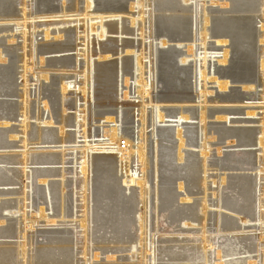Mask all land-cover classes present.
Returning <instances> with one entry per match:
<instances>
[{"label":"rangeland","instance_id":"1","mask_svg":"<svg viewBox=\"0 0 264 264\" xmlns=\"http://www.w3.org/2000/svg\"><path fill=\"white\" fill-rule=\"evenodd\" d=\"M72 1L75 3L76 0H72ZM78 1H79V11L80 12L75 13V11L70 10L67 12V14L65 16H64V14H62V12H63V6H62L63 0H21V1H18V3L16 2L13 4L10 3L9 0H4L3 1L4 3L3 2L1 3V4H3V6H5V7H3L4 9H6V7H7V9L10 11L12 8V10H15V13H16L15 14L16 17H12V16L0 17V51H3V50H4V52L8 51V53H9L8 55H11V56H6L5 61H3L2 60L3 58L0 56V67L4 68V67H10V66H12V64L15 65L16 71H15V77H13V79H12L13 80L12 83H13V86L15 88L14 91L16 92V96L12 97V98L0 97V100H12L13 101L12 104L16 110L13 111L12 120L9 121L10 122L9 125L8 126H3V125L0 126V132L3 134L6 133V136H3L0 140V157L4 161L5 160H6V162L8 161L7 163H4V164L0 163V170L3 174H6V176L10 180L8 182H4L5 184L7 183L10 185H4V186L0 185V193H3V192L8 193L10 191L14 192V194H9V195L4 194L5 196L3 194L0 195V202L1 203L9 202V204L11 206L15 207L16 209H13V214L8 213V212L0 213V215L7 217L5 224L2 226L0 231H2V229L13 226L16 228V234L14 235V237H10V236L0 237V247H9V245H12V244H14V246H16L19 242L20 243L26 242L27 244H29L30 242L31 243L34 242L35 245L32 246V250H31V247L28 246V251L31 250L32 252L28 253L26 259L22 258L21 261H18V263L16 262V264H30V263H32V262H30L32 260H30V258H28V257L33 256V254L35 255L34 252H37L35 250L36 249L35 246L37 245V243L39 242L41 245H42V243L43 244L45 243V245H46V241H45L46 237H57L58 236V235L51 234V232L52 233L55 231H56L55 233L64 232V234H63L64 236H62V235L61 236L65 239L66 238L71 239L72 241H74L73 240L74 237H78L79 239L83 238V235L81 234V232H82L81 229L78 228V230H77L76 224L75 223L73 224V222H72V217H76V216L82 217L83 216L82 214L84 212V209L82 208L84 203L82 202L80 190H77L76 188L78 186L76 187V184H74V181L76 183L78 180L82 179V176L79 173L80 170L78 169L79 166L74 164L75 159L76 160L77 159L84 160V157H83L84 154H82L83 155L82 156L80 154V151H79V155L76 157V152L71 151L72 149L71 150L69 149L65 152V157H66L65 158V163H66L65 165L66 166H64L62 164H55V165L50 164V167H49L48 166L49 164L44 165V166L32 164V165H28V169L26 170L27 172L28 171L31 172V170L33 172V170L36 171V169H45V168L56 169V170H62V169L66 170V178H67L66 181L69 184V187L66 190L68 197H66V200H67L66 210L67 211H66V219L65 220L59 219L57 217V214L55 213V211H52L50 205L48 207L45 205V199H43L42 192L39 190L40 189L39 188L40 183L37 182L35 174H34L33 179L23 183V180H24L22 178L23 177V171H24L23 163H25V161H27V159L25 161H23L24 157H22V156L24 153H27V151L28 152H30V151L36 152L38 154H42V153L44 154V152H48V150H50L51 152L60 151L61 144H58V145H56V144H44V145L41 144V145H39L38 144L37 145L38 141L36 139V137H37L36 131L38 130L39 127H43L44 129L47 128L51 131L55 130L58 127L57 123H54L52 126H48L49 128L44 126V123L47 121V119H49V117H52L53 122H56L55 116H57L58 114H60L61 116L62 115H65V116H69V115L71 116L72 115V116H77V117H79V116L83 117L85 111L86 112L92 111L91 114L93 113V111H95L94 110L95 104L98 103V100L96 98L93 99L94 98L93 97L94 96V89H92V93L90 95L91 96L90 98H92V100L89 98L85 99V96L82 93L83 83H84V78H85L84 77L85 76L84 75L85 59L90 57L91 61L94 62L96 65H103V64H106V62L108 64V62L116 61L121 57L127 59L128 57H130V55L127 56L126 54H124L125 52H122L123 55H122V53L120 54L122 56H120V55H113V56L108 55L107 59L100 60V57H99L100 53L98 54V51L101 52V49L106 47L110 43L111 40H116L117 42H118V40H120L118 43V44L121 43L119 45V48L122 47L123 43H125V42L131 43V41H132V46H134L133 47L134 49H132V50L133 51L134 50H136V51L137 50H139V51L144 50L145 54H149L150 44H152V46L155 47V48L153 47V50L154 49L155 50H154V58H152V60L153 61L156 60L155 61V77L156 78L154 81V83H155L154 89L155 90L151 91V97H152L151 99L155 100V102L158 100L163 101L164 99H166L164 101L165 103L164 102L160 103V105H161V107H163L162 112L167 117H175V116H177L178 113H180L179 112L180 110L184 109V111L186 112L185 114H187V115L189 114L190 117L192 118L190 120V124L183 125V130L185 129L183 131L185 135H183V136L185 137L187 135V137H185L186 138L185 141L186 142L188 141L186 143L187 146L185 147L184 150L186 151V155L188 156V158L186 157L185 160L182 161V163H180L176 159L177 158L176 155H177V151H178V149H177L178 148V141L176 139V133L175 134L174 133H167L168 135L165 133V134H163V135H165L164 137L163 136H156L155 137L156 142L160 139L161 145L163 144V149H162V146H161V148H157V144L154 143V145L156 147L155 150L157 152H159V151L161 152L162 150H164V152L162 154H160V158H159L160 159L159 164L160 165L163 164V166L162 165L159 166L161 168V169L159 168V171H160L159 180L161 181L159 183V185L156 184L157 182L154 179V177H156V174L154 175V172H153L154 169L153 170L150 169L146 173V177H148V180L151 182L153 181L155 183V185L158 187H156L157 188L156 191H151V193H149L150 194L149 197L146 198V213H147V217H148L147 231L148 232L144 237V239H146V240L144 241V246H143V248H144L143 250H145V253H146L145 254L146 258H144L141 261V263H143V264L154 263V261H152L153 258H151V255H150V247H146L147 245L148 246L150 245V242H152V240H154V242L156 243V251L157 250L159 251V252H156L158 255V256L156 255L157 256L156 259H158L156 261V263H161V259H164L165 262H168L170 258L167 256V254H172L173 256L175 255V259H179L177 261H180V258L182 257L181 259H183L184 261H186V260L189 262L193 261V262H196L197 264H199V263L202 264V262L205 261V259H206L205 257L208 256L207 260L209 259V257H211V259H209L208 261L210 264H213L216 261V259H215L216 253L215 252L219 251V252H222L221 255L224 258L223 261L236 259L239 261V263L242 264V263H244V261L246 262V261L251 260V259H256L255 261H258V264H262L264 262V249L261 247V245H260L261 240H259V239L264 236V232H262L261 230H258L259 228L262 227L260 225L259 221H257L259 224L255 221L248 223L246 228L243 229V230L248 231V233L245 231L242 233L239 232L238 234L237 233H235V234L231 233L230 234L229 231H225V230H222L220 228L218 229V227H216V226H218V224L214 220L215 217L219 213H221L226 220L229 218H232L235 220L240 218V215L235 213L234 211H231V210L226 209V208L220 209L219 207L222 206L221 200L224 201V203H225V201L226 202L232 201L233 203L234 202H241V204L245 203L242 205H245L246 208L248 207L249 216L251 217V218L250 217H248V218L252 219V220H256L257 215L260 212L264 211L263 207L262 208H259V207L256 208L254 206V203L256 205V198L258 199V202H259V199H262L264 201V180H263L264 174L260 173V171L263 170V167L261 166V161L259 159V157H262L263 154L261 151L262 149H261V147H259L258 141L256 139H250V140L246 139L247 144L245 142H243V140L236 139V140H234L235 142L231 145L227 144V141L224 142V140L220 142V141H217L215 139H209V141H210L209 142L210 153H209V157H208V159H209L208 160L209 171H208V174L206 176V178L208 180L207 181L208 187H207V193L206 194L208 195L207 200H208V205L210 207L209 208L210 213L208 215V219L206 222L207 227L205 228V230L207 229L206 230L207 233L205 232V235H207V236H205V240H202L200 238V236L203 234V230H202V232H199L195 235H188L186 233L189 230L192 231L191 227H189V229H188V227L186 228V227H184V225H181L183 222L181 220V218L183 217V219H184V217L186 215H188V216L191 215L187 209H190L194 206H196L194 208H197L198 204L202 203L201 202L202 198L205 196L204 191L201 188L200 189L195 188L192 183H191L192 185L190 184L189 186L186 184L183 191H180L179 187H178V182H176L175 180H173V181L169 180V178L172 176V174H173L172 172L174 170L177 171L176 173L179 172L178 174H180V175L181 174L182 175L187 174L188 169H189L188 165H190L192 163L198 164L199 162H201V159H202L201 154H200V152H201V148H200V146H201L200 125L201 124L199 122V116H200L199 104H200V102L205 103V105H203V106L207 107V111L211 114L207 119L208 128L209 129L211 128L210 129L211 131L217 130V131H220L222 133L223 132H226V133H229V132L233 133L234 132L237 134H240V133L246 134L248 131H254L255 130L257 132L258 129L261 130L262 123L264 122V106H263L264 105L263 104L264 81L262 79L261 70L259 69L260 68V64H259L260 62L259 61L261 60V57H262L261 52L264 50V48H262V45L259 42V35L261 34V20L263 17V12H262L261 7L264 6V0H254L253 5H251L250 3L245 5L246 1H244V0H221V1H219V3H216L214 5H212L210 3L211 0H199V1H206L207 2L208 12H209V16L211 18V23L209 25L211 31H210V38L208 40L207 49H208L209 53L216 54V56L209 63V66H210L209 72H211L209 74V77H210V75H212L213 77L211 76L210 78H217V82L212 81V80L211 81L208 80L207 83H201L200 79L198 78V72H196V68H195V67H198V65H199L197 63L198 59H196L197 60L196 61L192 57H189L191 62L187 63L186 65H182L180 63V60H179L181 57H178V58L175 57L172 64L174 65L175 70H179L182 73V76H181L182 79L180 80L179 86H177L175 84L176 87L174 89L171 88V86L169 85V82L162 79L164 70H166V69H164L162 64L159 65V61H160L159 59L161 57L160 56L161 54H163V53L168 54V52H170L171 50L177 51V53H178V51L182 52V51L186 50V51H189V56H190V53H192V51L190 49L193 48L192 46L194 45V43H192L190 40L194 38L193 32L196 31V29H195L196 28V25H195L196 24V21H195L196 18H194L195 19L194 20L191 17V15H189L190 12L188 14H186V15H188V17L185 15L188 20H186V18H185L184 19L185 22L183 23L182 19L178 18V20H177V17L175 15L171 14L170 12L164 13V14H167V16L164 14L160 15L158 3H157V1H160V0H150L148 2H145L146 5H149L144 10L147 13L144 16L145 21H143L145 24L143 22H140V25L136 26V28H135V27H132L130 24V19H129L130 17L128 15V13H130V11L128 9L129 4L127 3L126 4L127 6H124V7L122 6V8H124L125 10L127 9L128 13L124 14L123 15V21H121V20L120 21L123 23V25L125 24L124 25L125 27L133 30L132 34H122L121 35V34L110 33L105 38L98 40V37H96L97 34H94V33L91 34V33H89V31L87 34L86 27H87V25L89 27L90 23L88 24L86 22L87 19H85V17H84L85 0H78ZM94 1H95V7L93 9L98 8V7H99V9L103 8L101 6L110 8L113 6L121 5L123 3L122 0H94ZM124 1L126 2V0H124ZM172 1L173 0H171V2ZM179 1H182V0H179ZM213 1H215V0H213ZM233 1H238V2L241 1V2L236 3V4H239V5H237V8H233L235 5L233 3ZM243 1L245 2V4L242 3ZM112 2H115V3H112ZM22 3H23V5H27V17H26L27 21H25V22L22 21L25 18L23 16V13L21 12L22 6H23ZM232 4H234V5H232ZM75 5H76V3H75ZM182 6H183V8L192 9L194 6V2H190L188 4L182 3ZM238 6H239V8H238ZM234 9H236V10H234ZM188 11H190V10H188ZM134 15L135 16L139 15L138 8H136V10L134 11ZM150 15H152L151 19H153L152 20L153 25L151 24L152 26H150V21H149ZM170 15H172V16H170ZM173 18L175 20H173ZM171 20H173V22L174 21L181 22L180 23L181 26H176L177 24L175 25V23L171 22ZM17 21H20V22L17 23ZM109 21L112 22L114 20H107L106 23H110ZM120 21L115 20L116 23H118ZM199 21H200V23H202L201 20H199ZM93 23L99 24L100 22L95 21ZM163 23H164V25H163ZM167 23L170 24L171 27L168 26ZM17 24H20L21 27L23 25L24 26L22 28H20V27L18 28ZM34 26L36 27V29L33 30L32 28ZM24 27H26V28L24 29ZM150 27L151 28L153 27L151 29V31H153V35L150 34V31H149ZM189 27H191V28H189ZM164 29L168 30V31L170 30L169 31L170 32V38L166 37L165 34L163 35V33H165ZM46 30L49 31V33H50L49 38L45 37ZM172 32H173V34H172ZM179 32H180V34H179ZM219 32H223L225 34H228V33L234 34V35H232L233 38L223 39V40L227 41L228 45L226 44V47L225 46H223V47L218 46V44H217V41L220 40L218 38ZM67 33H72V35L74 36V40H75L74 45L72 46V49L70 51H67V52H54L53 51V52H50V53L45 54V55L38 54V51H40L44 45L55 46L58 43L66 41L67 37H65V36ZM25 34H26V36H25ZM91 35H93V36H91ZM32 38H33V40H32ZM90 38H92V39H90ZM121 38H122V40H121ZM161 39H166L168 41V44L166 45L165 48L160 46V40ZM26 40H27V42H26ZM88 41H90V42H88ZM179 44H181V46H179ZM195 45L198 46L199 44H195ZM25 46H27V48H25ZM30 48H32L33 51H34V48L37 49V57L34 59H31V57H30V53H29ZM225 49L229 51L228 61L226 63H220V61L223 60L222 54H223ZM193 50H196V47L193 48ZM120 51H121V49H120ZM88 52L90 55H88ZM155 53H156V55H155ZM195 53H196V51H195ZM102 56L105 57L106 55H102ZM68 58L77 59L79 61V64H78L79 66L77 65L78 67L73 66L71 68H60V67L48 66L49 65L48 63L52 60L53 61L54 60H64V59H68ZM116 58H118V59H116ZM25 59H26V61H25ZM41 59L45 60L43 65L40 63ZM96 61H98V62H96ZM24 63H26L28 65L27 66V75H26V78H27L26 81L28 80L27 81L28 82V84H27L28 95L25 97V99L23 96V78H22V73L24 72L23 71ZM31 68H32V70H31ZM183 69H188V72L183 73V71H181ZM193 70H194V72H193ZM44 72H45V74H44ZM40 73H43L44 76L46 75L48 77V80L45 79L46 80L45 81L44 78H42L41 81L39 78H38L39 79L38 80L37 77L40 75ZM247 76H248V78H247ZM222 77H229V78L224 79ZM147 78H148V75H147ZM243 78H247L248 80H252L253 83H251V85H253L254 89L248 91V90L244 89L245 87H248V86H245V84H243L242 82L235 81L237 79L240 80ZM190 79H192V80H190ZM219 81L220 82L221 81H223V82L228 81L229 82L228 86H218L217 83ZM65 83H66V85L68 84L67 85L68 91L65 93V97L67 98L66 99L67 102L64 101L66 106L64 107L63 110H65L66 112L63 114L62 113V107H60L58 109V105H59L58 102L60 101V103H62L61 86H62V84H65ZM131 83L133 84L134 82L131 80ZM55 86H57V87H55ZM179 87L181 89H179ZM202 88H206L207 91L210 93V94L208 93L207 99H205V100L199 99V97H200L199 94L201 92L200 90ZM134 92H135V88H134V86H132L130 88V92L128 91L129 98L118 99V103H119L118 106H122L123 104L128 105V104L142 103L143 101L140 99H137ZM20 94H22L23 98L19 97ZM92 94H93V96H92ZM175 95L178 97H175ZM144 96L146 97L145 98L146 100L150 99V98H147V94H145ZM59 98H60V100H58ZM170 98L172 99V101H176V102H169V103L167 102L166 103V101L171 100ZM72 100H74V101H72ZM89 100H90V102H89ZM146 100L144 102L147 104ZM181 101H183V102H181ZM23 102L26 103V107L29 111L27 122L29 123V126H30L29 127L30 133H29L28 139H27L28 145H26L27 146L26 148H25L24 142H23L27 138L24 135V127H23L24 125L22 124L23 123V117H20V112L18 111L19 108L24 107ZM45 103H47L49 105V108H50V109H48L49 110L48 113L46 112V109H45ZM70 103L72 105H70ZM89 107H90V110H88ZM86 108H87V110H86ZM167 108H168V111H167ZM150 109L151 108L149 106L148 107L149 119H150ZM126 110H128V109H126ZM221 111L226 112V113L224 115H219L216 113V112H221ZM137 114L138 113L136 112V118H137ZM249 114H253V116L249 115ZM128 116L130 117V119H128ZM221 116H223V117L226 116L228 118H227V120L226 119L225 120H218V117H221ZM131 117H133L131 114L124 116L123 124H122L123 126L121 127L123 131L124 130L126 131V132L124 131V133H125V135H123L124 137L122 136L120 138V139H122L121 144L124 141L126 142V148H123V145H122L123 150L127 149V147H128V139L125 137H127L128 135L131 136V134H132L131 137L135 142H136L135 139H138V127H137L138 124L136 123L135 117H133V118H131ZM169 119H171V118H169ZM169 119L166 118V120H169ZM0 123H1V121H0ZM128 123L130 125H132V124L133 125L130 126ZM91 124H92V122H91ZM97 125L98 124H95L96 127H97ZM92 126H94V125L92 124ZM133 126H134V128H133ZM147 126H150V124ZM52 127H53V129H52ZM107 127L110 128L111 126H107ZM127 129L130 131L128 132ZM133 129H134V131L131 132V130H133ZM190 129H192L193 131ZM243 129H244V131H246V130L247 131L244 133ZM65 130L67 132L78 131L74 127H66ZM92 130H97V129H92ZM260 130H258V131H260ZM9 131H12L14 133L7 135V132H9ZM88 131H89V127H88ZM151 131H152L151 127L147 128V130H146V133H147V136L149 139L148 148H149L150 155L153 152V149H152L153 146H151L152 145ZM235 131H237V132H235ZM133 132H134V134H133ZM256 134H258V132ZM10 135L11 136L14 135V136H16V138L11 139L9 137ZM133 135H135L134 137H136V138H134ZM173 135H175V137ZM210 135L211 134L209 133L208 137H211ZM255 136L257 138L260 137L257 135H255ZM192 138H194L195 141ZM96 139H98V138H96ZM89 140L91 141V140H93V138L92 139L90 138ZM50 141H52V140H49V142ZM79 141H83V139L82 138L78 139V142ZM241 141H242V144H241ZM248 141H249V143H248ZM167 144H170V145H167ZM67 145H66V147H67ZM165 145H166L167 149L165 148ZM69 146L67 148H72L74 145L72 144L70 147ZM150 146H151V148H150ZM174 146H175V148H174ZM56 147L57 148L59 147V148L57 149ZM172 147H173V150H175V149H177V150H175V152H174L172 150ZM44 148H48V149H44ZM218 148H221V152H222L221 155L217 154ZM175 153H176V155H174ZM246 153H251L250 158L252 159V162L250 163V165L249 164H244L245 166L241 165V167H243V168H241L240 164H242V163H240V162L242 159H244V157H245L244 154H246ZM163 154L165 156L173 157V158L169 159L166 157V159H164L165 156ZM166 154H168V155H166ZM50 156H52V155L50 154ZM151 157H152V155H151ZM246 157H247V155H246ZM27 158H28V164H31V162H29L30 158L29 157H27ZM10 159H12V160H10ZM193 161H195V162H193ZM168 162H170V163H168ZM258 163H259V165H258ZM235 165H237L236 166L237 168H233V167H235ZM62 166L64 168H62ZM181 166H182V168H181ZM6 168L10 169L12 171H15L14 172L15 175L13 172L11 173V172L6 171ZM190 168H192V167H190ZM131 169H132L133 174L139 175L140 174L139 169H142V165L137 163L136 161H134V163L131 166ZM176 169H178V170H176ZM182 169H184V170H182ZM76 173H78L79 175L77 176ZM95 176L96 175H94V178H92V180L95 179ZM166 176L167 177L169 176V177L167 178ZM128 177H130V175H128ZM139 177L140 176H134L133 178L136 180V179H139ZM223 177L226 178V183H225V185L220 186V183H218L220 180L219 178H223ZM238 177L239 178L245 177V179L247 180V183L250 184V187H253L252 190L249 191L250 193L248 192V194H245L244 191L239 193V191H240L239 189L234 190L235 188H233V186L231 187L233 180L234 179L236 180V178H238ZM162 178H164V179H162ZM60 179L61 178H59V177H53V178H50L49 181H51V183H56V182L60 181ZM250 179H252V180H250ZM213 181H216L218 184L216 186H215V184L211 185ZM93 182H94V184H93ZM128 182H129V180H128ZM183 182H185V181H183ZM171 183H173V184L171 185ZM25 184L29 185V189H25ZM92 184H93V187H91V189H93V191L91 190V193H92L91 200L93 199V196L95 193V181L94 180L92 181L91 185ZM122 184H123V186L125 185L124 186L125 192H123V194L125 196H130L132 193L136 197L138 196L139 192L137 191L135 185H133V184L131 185V187H132V190H131L132 193H131V191L126 190L129 187L128 186L126 187V184H124V183H122ZM71 185H72V187H71ZM123 186L120 185V187H123ZM166 187H168L167 190H170V189L173 190V195L175 196V199H176L175 202H173V203L170 202V204H169V202L167 203V201H169V200H167L163 196V194H161L163 189L166 190L165 189ZM153 188H155V187H153ZM262 190H263V192H262ZM235 192H238V193H235ZM243 192H244V194H243ZM25 194L28 197L25 196ZM188 194L193 195V196L192 195L190 196L191 197L190 199L192 201H190L188 203L186 202V203L181 204L180 199L183 198L184 196L188 195ZM76 195H78V197ZM240 195H241V197H240ZM244 195H246L247 198H249L251 201H249V200H247L248 202L240 201V200H242V197H246ZM158 196L160 197V201H158V199H159ZM238 196H239V198H237ZM25 199H26V201H25ZM49 199H50V197H49ZM76 200H78L79 202H76ZM68 201H70V202H68ZM49 203H50V201H49ZM71 205H73V206H71ZM75 206H78L79 208L76 209ZM54 207H56V204ZM73 207H74V209H73ZM40 209H43L44 215H47L48 218L46 220L41 219L40 216L37 215L38 212L40 211ZM197 210H199L198 211L199 215H202L200 213V208H197ZM14 211H16V212H14ZM178 212H180L181 217L176 218L174 214H176ZM256 212H257V215H255ZM24 214H26V217H25L26 221L25 222L23 220ZM225 219L223 222L224 224H225ZM50 220H52L54 222L66 221V223L64 225H60L59 223L50 224L49 222H52ZM19 224H20V226H19ZM239 224H241L240 221H239ZM196 225H197V227H195V225L193 226V228H192L193 230L194 229L200 230V228H202V226H203L202 224L201 225L196 224ZM213 225H214V227H213ZM90 226H91L90 227L91 230L89 233L90 234L92 233L91 238L92 237L98 238L100 235L102 236V234H104V232L102 230H100V228H98L96 226L94 227V225H92V224ZM251 226L252 227L255 226L254 228H256L257 231L255 232V229L252 228ZM198 227H200V228H198ZM232 227L236 228L237 226L233 225ZM19 229L21 230L20 233H18ZM183 229H185L184 230L185 232H183V231L182 232L185 234H182L180 231ZM220 230H222L221 233H220ZM128 231L130 232V233L128 232L130 239H132L131 237H133V239H135V240L138 239V235H139L138 228H134V229L131 228V229H128ZM239 231H242V230L239 229ZM67 233H72V234H67ZM76 233H77V235H76ZM24 235L26 236L25 240L22 238ZM124 241H127L129 243L124 242V245H123V243L120 245V243H116L115 241H111L110 243L105 244L106 245L105 246L104 244H101L102 242L100 240L95 241V239H94V241H92L93 243H91V250L89 251V255L86 258H84L83 254H80V253H82V250H83V246H81L82 250L78 251L79 255H77V256L75 255V258H77V261L75 260V262H76L75 264H84L85 260H88V264H91V263H95V264H107V263L108 264L109 263H111V264L115 263L116 264V263H118V264H120V263H124V262H125V264H127V263L128 264L129 263L138 264V263H140L139 262L141 260L140 256H138L139 258L138 257L132 258L129 256V253H128L129 251L126 250V249H129L130 247H132L134 242H132L130 240H124ZM247 241H249V242H247ZM98 243L100 245H102L103 247H108L109 249L110 248L111 249L105 253L101 249L99 251L97 249L93 250L94 246H96L98 248L102 247ZM80 244H82V242H80ZM95 244H97V245H95ZM113 244H114V246H112ZM125 244H126V246H125ZM41 245H39V246H41ZM108 245H110L112 247H110ZM115 245H116V247H115ZM120 246H122V248H120ZM118 247L120 250L117 249ZM125 247H126V249H125ZM124 249H125V251H124ZM138 249H141V247H138ZM33 250H34V252H33ZM113 250L115 251V254H114ZM117 252H119L118 255H117ZM121 252H122V254H121ZM206 252H207V254L205 255ZM97 253L99 254V256H98V258H95V254H97ZM213 253H215V254H213ZM112 256H113V259L110 260V262H109L107 257H112ZM117 258H119V259H117ZM240 258H241V260H240ZM25 260H27V262H25Z\"/></svg>","mask_w":264,"mask_h":264},{"label":"bare ground","instance_id":"2","mask_svg":"<svg viewBox=\"0 0 264 264\" xmlns=\"http://www.w3.org/2000/svg\"><path fill=\"white\" fill-rule=\"evenodd\" d=\"M3 1L4 0H0V17H4V16L16 17L15 10H12V8H11V10L9 11L7 9V7H6V9L3 8V7H5V6H3V4H1ZM9 1H10V3L13 4L16 2L18 3V1H21V0H9ZM122 1H123V3L125 2L124 0H122ZM148 1H150V0H126V2L124 4L122 3L121 5H118V6H113L110 8L101 6L103 8L99 9V7H98V8L93 9L95 7V1L94 0H85L84 17H85V19H87L86 22L88 24L90 23L89 27H88V25L86 27L87 34H88V31L91 34L92 33L97 34L96 37H98V40L105 38L110 33L121 34V35L122 34H132L133 30L125 27L124 26L125 24L123 25V23L121 22V21H123V15L128 13L127 9L125 10L124 8H122V6L124 7V6H127L126 5L127 3L129 4L128 9H129L130 13H128V15L130 17L129 18L130 24L132 27L136 28V26L140 25V22L145 21L144 16L147 13L144 10L147 6H149V5H146L145 2H148ZM219 1H221V0H215V1L211 0L210 3L212 5H214L216 3H219ZM244 1H246V4ZM244 1L242 3L245 5H247L249 3L251 5H253L254 0H244ZM190 2H194V6L192 9L183 8L182 3L188 4ZM239 2H241V1H239ZM239 2L233 1V3L235 5L232 4V5H234V7L233 6L232 7L237 8V5H239V4H236V3H239ZM75 3L77 6L75 5ZM75 3L72 0H63V4H62L63 12H62V14H64V16H65L67 14V12L70 10L75 11V13L80 12L79 11V1L76 0ZM112 3H115V2H112ZM157 3H158L160 15L164 14L165 12H170L171 14H173L177 17V20H178V18L182 19L183 23L185 22L184 19L186 18V16L188 17V15H186V14H188L189 12H190L189 15H191V17L193 19L196 18V20L194 19L196 21V24H195L196 28L193 26L196 29V31L193 32L194 38L190 40L192 43H194V45L192 47L193 48L196 47V50H193V48L190 49L192 51V53H190V56H189V51H186V50L182 51V52L178 51V53H177V51L171 50L170 52H168V54H165V53L161 54L160 55L161 57L159 59L160 60L159 65L162 64L164 69H166V70H164L162 79L169 82V85L173 89L176 87L175 84L177 86H179L180 80L182 79L181 78L182 73L179 70H175L174 65L172 63H173L175 57L176 58L181 57L179 59L180 63L182 65H186L187 63L191 62L189 57H192L194 60L198 59L197 63L199 65H198V67H195V68H196V72H198V78L200 79L201 83H207L208 80H210V81L212 80V81L217 82V78H210L212 75H210V77H209V74L211 73V72H209V68H210L209 63L211 62L212 59L215 58L216 54L209 53L208 49H207L208 40L210 38V31H211L210 27H209V25L211 23V18L209 16V12H208V8H207V2L206 1H199V0H182V1L173 0L172 2H171V0H160V1H157ZM22 5H23V3H22ZM136 8H138V10H139L138 16L134 15V11L136 10ZM238 8H239V6H238ZM261 8H262V12H263V17L261 20V34L259 35V42L262 45V48H264V6H262ZM188 10H190V11H188ZM234 10H236V9H234ZM21 12L23 13V16L25 17L22 21H24V22L27 21V18H26L27 17V5L22 6ZM164 15L167 16V14H164ZM170 16H172V15H170ZM151 18H152V15H150V19H149L150 26L153 25L152 24L153 19H151ZM107 20H114V21H112V22L109 21L110 23H106ZM115 20H117V21L121 20V21L116 23ZM173 20H175V19L173 18ZM173 20H171V22H173ZM186 20H188V19L186 18ZM199 20H201L202 23H200ZM95 21H99L100 23L99 24L93 23ZM18 22H20V21H17V23ZM164 23H163V25H164ZM173 23H175V25L177 24L176 26H181L180 25L181 22L174 21ZM17 25H18V28L19 27L22 28L24 26L23 25L21 27L20 24H17ZM168 26H170V24H168ZM25 28L26 27H24V29ZM152 28L150 27L149 31H150V34L153 35V31H151ZM189 28H191V27H189ZM32 29L34 30V29H36V27L34 26ZM169 31L165 30V33H163V35L165 34L166 37L170 38V32ZM180 32H179V34H180ZM172 34H173V32H172ZM232 35H234V34H229V33L225 34L223 32H219L218 38L220 40L217 41L218 46H222V47L225 46L226 47L227 41L223 40V39L233 38ZM25 36H26V34H25ZM91 36H93V35H91ZM45 37L46 38L50 37V33L47 30L45 32ZM65 37H67L66 41L58 43L55 46L44 45L41 48V50L38 51V54L45 55V54H48V53L53 52V51L54 52L70 51L72 49V46L74 45V42H75L74 36L72 35V33H67ZM90 39H92V38H90ZM32 40H33V38H32ZM121 40H122V38H121ZM119 41L120 40H118V42L116 40H111L110 43L106 47L101 49V52H99L96 49L98 51V54L100 53V56H99L100 60L107 59L108 55H110V56L111 55L112 56L113 55H120L122 52H125L124 54H126L127 56L130 55V57H128L127 59L122 58V57L119 59L116 58L118 60L108 62V64L106 62V64H103V65H96L94 62L91 61L90 57L85 59V62H84V69H85V71H84L85 76L84 77L85 78H84L82 93L84 94L85 99L89 98L92 100V98H90L91 97L90 95L92 93V89H94V96L92 94V96L94 97L93 99L96 98L98 100L97 104L94 103L95 104V109H94L95 111H93L92 114H91L92 111H89V112L85 111L84 116L83 117L79 116L80 118L77 116H72V115L71 116L70 115L69 116H65V115L61 116L60 114H58L57 116H55L56 122H53V118L49 117V119H47V121L44 123V126L48 127V126H52L54 123H57L58 127L53 131H51L47 128L44 129L43 127H39L38 130L36 131V134H37L36 139L38 141L37 145L38 144L39 145H41V144H43V145L44 144H56V145L61 144L60 151L51 152L50 150H48V152H44V154L43 153L38 154L36 152H31V151H30L31 152L30 153L27 151V153H24L22 156V157H24L23 161H25L27 159V161H25V163H23V166H24L23 177H22L24 179L23 183L33 179L34 174H35L37 182L40 183V184L38 183L39 188H40L39 190L42 192L43 199H45V205L47 207L50 205L52 211H55V213L57 214V217L61 220H65L66 219V211H67L66 210V202H67L66 197H68L66 190L69 187V184L66 181V179H67L66 178V170L65 169L56 170V169H50V168L36 169V171L33 170V172H32V170H31V172L30 171L27 172L26 170L28 169V165H32V164L33 165L34 164L35 165H43V166L49 164L48 165L49 167H50V164H52V165L62 164L64 166H66L65 165L66 164L65 163V158H66L65 152L69 149L70 150L72 149L71 151L76 152V157L79 155V151H80L81 155L84 154V156L82 155L84 157V160H82V159L76 160L75 159V163H74L75 165L79 166L78 167V169L80 170L79 173L82 176V179L78 180L76 183L74 181V184H76V187L78 186L76 189L80 190L82 202L84 203L82 206V208L84 209V212L82 214L83 215L82 217H78V216L72 217V222H73V224L74 223L76 224L77 230H78V228L81 229V231H82L81 234L83 235V238L79 239L78 237H74V239H73L74 241H72L71 239H67V238L65 239L62 237V236H64L63 235L64 232H57V233H55L56 231L53 233L51 232V234L58 235L59 237L58 236L57 237H46V239H45L46 245H45V243L44 244L42 243V245H41L38 242L37 245L35 246L36 247L35 250L37 252H34V250H33L35 255L33 254V256L28 257V258H30V260H32V261H30V262H32L30 264H75L76 263L75 260L77 261V258H75V255L76 256L79 255L78 251L82 250L81 246H83V250H82V253H80V254H83L84 258H86L89 255V251L91 250V243H93L92 241H94V239H95V241L100 240L102 242L101 244H104V245L110 243L111 241H115L116 243H120V245L122 243L124 245V242H127L124 240H130V241L134 242L132 247H130L129 249H126V247H125V249L129 251L128 252L129 256L132 258H136V257L140 256L141 260L139 261L140 263H138V264H143V263H141V261L144 258H146L145 257V254H146L145 250H143L144 249L143 248L144 241L146 240V239H144V237L148 232L147 231L148 217H147V213H146V198L149 197V195H150L149 193H151V191H156V189H157L156 187H158L155 185V183L153 181L151 182L148 180V177H146V173L150 169H152V170L154 169L153 170L154 175L156 174V177H154V179L157 182L156 184L159 185V183L161 182L159 180V177H160L159 176V173H160V171H159L160 167L159 166H161V165L163 166V164H161V165L159 164L160 163L159 158H160V154H162L164 152V150H162L161 152L160 151L157 152L155 150L156 147H155L154 143L157 144V148H161V146H162V149H163V144L161 145L160 139L156 142L155 137L156 136H163L164 137L165 135H163V134H165V133L166 134L167 133H174V134L176 133V139L178 141V148H177L178 151H177V155H176V153L174 155L177 156L176 159L180 163H182V161H184L186 157L188 158V156L186 155V151L184 150L185 147L187 146L186 143L188 141L187 142L185 141V139H186L185 137H187V135L185 137L183 136V135H185L183 132L185 130V129L183 130V125L190 124V120L192 118L190 117L189 114H188L189 116L187 114H185L186 112L184 111V109L180 110L179 111L180 113H178L177 116H175V117H167L162 112L163 107H161V105H160V103H163L166 99H164L163 101L158 100L156 102H155V100L151 99L152 98L151 97V91L155 90L154 89V87H155L154 81L156 78L155 77V61L156 60L155 61L152 60V58H154V50H155V49L153 50L154 46H152V44H150V46H149L150 52H149V54H145L144 50H142V51L134 50L133 51L132 49H134L133 48L134 46H132V41H131V43H128V42L123 43L122 47L119 48V45L121 44V43L118 44ZM26 42H27V40H26ZM88 42H90V41H88ZM167 44H168V41L166 39L160 40V46L161 47L165 48ZM195 44H199V45L196 46ZM179 46H181V44H179ZM25 48H27V46H25ZM120 49H121V51H120ZM195 51H196V53H195ZM29 53H30L31 59H34L37 57V49L36 48H34V51L32 50V48H30ZM156 53H155V55H156ZM8 54H9L8 51L7 52L6 51L4 52V50L0 51V56L3 58L2 59L3 61H5L6 56H11ZM261 54H262V57L260 56L261 60L259 61L260 62L259 63L260 68L259 69L261 70L262 79L264 81V50L261 52ZM88 55H90L89 52H88ZM102 55H106V56L103 57ZM122 55H123V53H122ZM122 55H120V56H122ZM222 55H223V60L220 61V63H226L228 61L229 51L225 49ZM25 61H26V59H25ZM44 62H45V60L41 59L40 63L42 65L44 64ZM96 62H98V61H96ZM48 64H49L48 66H51V67L71 68L73 66L78 67L79 61L77 59L68 58V59H64V60H54V61L52 60ZM27 66L28 65L26 63H24V66H23L24 72L22 73L24 99L28 95V90H27V87H28L27 81L28 80L26 81V79H27L26 78ZM31 70H32V68H31ZM15 71L16 70H15L14 64H12V66H10V67H4V68L0 67V97L12 98V97L16 96V92L14 91L15 88H14L13 83H12V81H13L12 79H13V77H15ZM181 71H183V73H185V72L187 73L188 69H183ZM193 72H194V70H193ZM44 74H45V72H44ZM147 75H148V78H147ZM38 78L40 79V81L42 78H44V80L45 79L48 80V77L46 75L44 76L43 73H40V75L37 77V79ZM222 78L228 79L229 77H222ZM247 78H248V76H247ZM247 78H243L240 80L237 79L235 81L242 82L243 84H245V86H248V87H245L244 89L250 91V90L254 89L253 85H251V83H253V81L248 80ZM131 80L134 82L133 83L134 85L131 83ZM190 80H192V79H190ZM228 83H229L228 81L227 82H223V81L220 82L219 81L217 84H218V86H228ZM67 85H66V83L62 84V86H61L62 103H60V101L58 102V104H59L58 109L60 107H62V113L63 114L66 112L63 109L66 106L64 101H66V99H67L65 97V93L68 91ZM132 86H134V88H135L134 93L136 95V98L142 100L143 102L142 103H135V104H128V105L123 104L122 106H118L119 105L118 99L129 98L128 91L130 92V88ZM55 87H57V86H55ZM179 89H181V88L179 87ZM200 91L201 92L199 94L200 95L199 99L200 100L207 99V95L209 93L207 91V89L202 88ZM145 94H147V98H150V99L146 100L145 99L146 97L144 96ZM23 96H22V94L19 95V97H22V98H23ZM175 97H178V96L175 95ZM58 100H60V98ZM145 100L147 101L148 105L144 102ZM72 101H74V100H72ZM12 102H13L12 100H0V121H1L0 126L1 125L8 126L10 123L9 121L12 120L13 111L16 110L14 108ZM89 102H90V100H89ZM167 102L169 103V102H176V101H172V99H171V100L166 101V103ZM181 102H183V101H181ZM263 104H264V100H263ZM70 105H72V104L70 103ZM203 105H205V103L200 102V104H199V108H200L199 122L201 124L200 125V140H201V146H200L201 152H200V154L202 157L201 162H199L198 164L192 163V164L188 165L189 169H188V173L186 172L187 174H183V175L181 174L180 175V174H178L179 172L176 173L177 171L174 170L172 172L173 174L169 178V180H172V181L175 180L176 182H178V187H179L180 191H183L186 184L189 186L191 183L194 185L195 188H197V189L201 188L204 191L205 196L202 198V201H201L202 203L198 204V206H197V208H200V213L202 215H199V212H198L199 210H197V208H194L196 206H194L190 209H187L191 215H189V216L186 215L184 217V219L182 217L181 220L183 222L181 225H184V227H186V228L188 227V229H189V227H191V230L193 232L190 230L188 232L186 231L187 232L186 234H188V235H195L199 232H202V230H203V234L201 235L202 237L200 236V238L202 240H205V236H207V235H205V232L207 230V229L205 230V228L207 227L206 222L208 219V215L210 213L209 212L210 207L208 205V200H207L208 195L206 194L207 193V187H208V184H207L208 180H207L206 176H207L208 171H209V169H208V167H209L208 157H209V153H210V151H209L210 150L209 139H215V140L220 141V142L224 140V142L227 141V144H230V145L233 144L235 142L234 140H236V139L243 140V142H245V143H246V139L247 140L256 139L258 141L259 147H261V149H262L261 151L263 154L262 157H259V159L261 161V166L263 167V170H261L260 173L264 174V122L262 123L261 130L260 129H258L260 131L257 130L258 134H256L257 132L255 130L254 131L256 133L254 131H248L246 134H243V133L237 134L234 132L233 133H230V132L229 133H226V132L222 133V132L217 131L215 129H214L215 131H211L210 130L211 128L209 129L208 124H207V119L211 114L207 111V107H205ZM23 106L24 107L19 108L18 111L20 112V117H23V123L22 124L24 125L23 126L24 127V135L27 137L23 142H24V146L26 148L27 147L26 145H28L27 144L28 143V141H27L28 135L30 133L29 132L30 126H29V123L27 122L29 111L26 107L25 102H23ZM149 106L151 108L150 109V119H149V110H148ZM45 109H46V112L48 113V111H49L48 109H50V108H49V105L47 103H45ZM126 109H128V110H126ZM86 110H87V108H86ZM88 110H90V107ZM167 111H168V108H167ZM136 112L138 113L137 118H136ZM216 113L219 115H224L226 112L221 111V112H216ZM130 114L133 117H135L136 123L138 124L137 125V127H138V139H135L136 140V142H135L131 137L132 134H131V136L128 135L127 137H125L128 139V147H127V149L123 150L122 145H121L122 139H120V138L123 135H125V133H124L125 130L123 131L121 127L123 126L122 124H123L124 116L130 115ZM249 115L253 116V114H249ZM133 117H131V118H133ZM166 118H168V119L171 118V119L166 120ZM227 118L228 117H226V116L225 117L221 116V117H218V120H225V119L227 120ZM128 119H130L129 116H128ZM91 122L94 126H92ZM95 124H98L97 127L95 126ZM149 124H150V126H147ZM132 125H130V126H132ZM107 126H111V127L108 128ZM66 127H74L78 131L67 132L65 130ZM88 127H89V131H88ZM149 127H151V129H152V131H151V136H152V145L151 146H153V148H152L153 152L151 154L152 157H151L150 152H149V148H148L149 139H148V136L146 133V130ZM133 128H134V126H133ZM52 129H53V127H52ZM92 129H97V130H92ZM190 130H192V129H190ZM129 131L130 130H128V132ZM132 131H134V129L131 130V132ZM243 131H244V129H243ZM246 131H244V133ZM235 132H237V131H235ZM13 133L14 132L9 131V132H7V135L13 134ZM209 133L211 134L210 135L211 137H208ZM133 134H134V132H133ZM255 135L260 136V137L257 138ZM3 136H6V133L3 134L0 132V140ZM134 136L135 135H133V137ZM173 136L175 137V135H173ZM9 137L11 139L16 138V136H14V135H12V136L10 135ZM81 138L83 139V141L78 142V139H81ZM90 138L91 139L93 138V140L90 141L89 140ZM96 138H98V139H96ZM134 138H136V137H134ZM192 139H194V138H192ZM49 140H52L53 142L52 141L49 142ZM194 141H195V139H194ZM248 143H249V141H248ZM72 144L74 145L72 148H67L69 145L71 146ZM170 144H167V145H170ZM241 144H242V141H241ZM66 145H67V147H66ZM151 146H150V148H151ZM165 148H166V145H165ZM174 148H175V146H174ZM44 149H48V148H44ZM177 149H175V150H177ZM172 150H173V147H172ZM175 150H173V151L175 152ZM50 154L52 156H50ZM217 154L218 155L222 154L221 148L217 149ZM166 155H168V154H166ZM246 155H247V157H246ZM250 155H251V153L244 154V156L246 158L244 157V159L241 160L240 163H242V164H240V167H241V165H244V164L250 165V163L252 162ZM27 157L30 158L29 162H31V164H28V158ZM166 157L169 159L173 158V157L165 156L164 159H166ZM10 160H12V159H10ZM134 161H136L137 163L142 165V169H139L140 170L139 175L132 173L131 166L134 163ZM7 162H6V160L4 161L0 157V163L4 164ZM193 162H195V161H193ZM168 163H170V162H168ZM258 165H259V163H258ZM236 166L237 165H235V167H233V168H237ZM190 167H192V168H190ZM62 168H64V167L62 166ZM181 168H182V166H181ZM241 168H243V167H241ZM176 170H178V169H176ZM182 170H184V169H182ZM6 171L11 172V173L15 172V171H12V170L7 169V168H6ZM14 175H15V173H14ZM76 175L78 176L79 174L76 173ZM94 175H96L95 179H93L95 181V193H94L93 199L91 200V195H92L91 190L93 191V189H91V187H93L94 182L92 185H91V183L93 181L92 178H94ZM128 175H130V177H128ZM134 176H140V177H139V179L135 180L133 178ZM53 177H59L61 179H60V181H58L56 183H51V181H49V179L53 178ZM162 179H164V178H162ZM219 179L220 180L218 183H220V186L225 185L226 178L223 177V178H219ZM128 180H129V182H128ZM250 180H252V179H250ZM8 181H10L9 178L6 176V174H3L0 170V185L1 186L2 185L3 186L4 185H10V184L4 183V182H8ZM183 181H185V182H183ZM122 183L126 184V187L127 186L129 187L128 189H126L128 191L132 190V187H131L132 184L135 185L137 191L139 192L138 196L136 197L132 193V191H131L132 194L130 193L131 194L130 196H125L123 194V192H125V188H124L125 185L123 186ZM218 183L216 181H213L211 185L215 184V186H216ZM172 184L173 183H171V185ZM120 185H122L123 187H120ZM232 186H233V188H235L234 190L239 189L240 190L239 193L244 191L245 194H248V192L251 191L253 188V187H250V184L247 183V180L245 179V177L244 178L238 177V178H236V180L234 179L232 184H231V187ZM71 187H72V185H71ZM153 187H155V188H153ZM167 188L168 187L165 188L166 190L163 189L161 194H163V196L167 200H169V201H167V203L169 202V204H170V202L171 203L175 202L176 199H175V196L173 195V190H171V189L167 190ZM25 189H29V185L25 184ZM244 192H243V194H244ZM262 192H263V190H262ZM235 193H238V192H235ZM2 194L3 195L4 194L9 195V194H14V192L10 191L8 193H6V192L0 193V195H2ZM191 195L192 194H188V195L184 196L183 198H181L180 199L181 204L186 203V202L188 203V202L192 201L190 199ZM25 196H27V195L25 194ZM76 196L78 197V195H76ZM244 196H246V195H244ZM49 197H50V199H49ZM240 197H241V195H240ZM237 198H239V196ZM246 198H247V196L242 197V200H240V201H243V202H248L247 200L251 201L249 198H247V199ZM25 201H26V199H25ZM49 201H50V203H49ZM158 201H160V197H159ZM68 202H70V201H68ZM76 202H79V201L76 200ZM221 202H222V206L219 207L220 209L226 208V209H229L231 211H234L235 213L240 215V218L237 220L232 219V218H229L226 220L224 218V216L218 212L219 214L216 217L214 216L215 217L214 220L218 224V226H216V227H218V229L220 228L222 230L229 231L230 234L231 233H234V234L237 233L238 234L239 232L242 233V232L246 231L243 229L246 228L248 223H250L252 221H255V222L259 221V223L262 227L259 228L258 230H261L262 232H264V213H263L264 211L260 212L258 215L256 212L255 215H257V219L252 220V219L248 218V217H250L248 207L246 208L245 205H242L245 203H242V204H241V202H234L233 203L232 201H227V202L225 201V203H224V201H222V200H221ZM54 203L56 204V207H54L55 206ZM71 206H73V205H71ZM254 206L256 208L257 207H259V208L263 207L264 208V201L262 199H259V202H258V199L256 198V205L254 203ZM75 208L78 209L79 207L75 206ZM13 209H16V208L11 206L9 204V202H3V203L0 202V213L8 212V213L13 214ZM73 209H74V207H73ZM14 212H16V211H14ZM37 215H39L40 218L43 220H46L48 218L47 215H44L43 209H40V211L38 212ZM174 215L176 218L181 217L180 212H178ZM25 217H26V214H24V217H23L24 222L26 221ZM6 218L7 217L0 215V229L5 224ZM224 219H225L226 225L223 223ZM50 221H52V220H50ZM239 221L241 222V224H239ZM49 223L50 224L59 223L60 225H64L66 223V221H64V222L63 221L62 222L52 221ZM20 224H19V226H20ZM91 224L94 225V227L96 226V227L100 228V230H102L104 232V234H102V236L100 235L98 238H94V237L91 238L92 233L91 234L89 233L91 230L90 229ZM196 224H198V225L202 224L203 226H202V228L198 227V228H200V230L199 229L193 230L192 228L194 225H195V227H197ZM233 225H236L237 227L234 228L235 226L232 227ZM213 227H214V225H213ZM254 227L255 226H253L252 228H254ZM131 228H133V229L138 228L139 235H138L137 240L133 239V237H131L132 239H130V236L128 235V232L130 230L128 231V229H131ZM185 229L180 230L182 234H185V233H183V232H185L184 231ZM239 229L242 231H239ZM254 229L256 232L257 231L256 228H254ZM222 230H220V233ZM20 232H21V230L19 229L18 233H20ZM246 232L248 233V231H246ZM15 234H16V228L13 226L2 229V231H0V237H3V236L14 237ZM67 234H72V233H67ZM76 235H77V233H76ZM22 238L25 240L26 236L24 235ZM259 240H261L260 245L264 249V236L262 238H260ZM80 242H82V244H80ZM247 242H249V241H247ZM30 243L27 244L26 242H23V243L19 242L17 245L15 244L16 246H14V244H12V245H9V247H0V264H16V262L18 263V261H21L22 258L26 259L28 253L32 252L31 251L32 246L35 245L34 242L31 244ZM127 243H129V242H127ZM39 245H41V246H39ZM95 245H97V244H95ZM28 246L31 247L30 251H28ZM100 246H102V245H100ZM108 246H110V245H108ZM112 246H114V244ZM112 246H110V247H112ZM125 246H126V244H125ZM95 247L96 246H94L93 250L97 249L99 251L101 249L104 251V253L111 249V248L109 249L108 247H103V246L99 247V248L98 247L95 248ZM115 247H116V245H115ZM138 247H141V249H138ZM146 247H150V255H151V258H153L152 261H154V263H150V264H197L196 262H193L192 260H191L192 262H189L186 259H185L186 261H184L183 259H181L182 257L180 258V261H177L179 259H175V255L173 256L172 254H167V256L170 258L168 262H165L164 259H161V263H156V261L158 260V259H156V257L158 256L156 252H159V251L158 250L156 251V243L154 242V240H152V242H150V245L149 246L147 245ZM120 248H122V246H120ZM117 249H119V247ZM125 249H124V251H125ZM122 252H121V254H122ZM118 253L119 252H117V255H118ZM215 253H216V258H215L216 261L213 264H241L236 259L223 261L224 258L221 255L222 252L217 251ZM215 253H213V254H215ZM114 254H115V251H114ZM206 254H207V252L205 253V255ZM98 256H99L98 253L95 254V258H98ZM207 257H205L206 259H205V261L202 262V264H210L208 260L211 259V257H209L208 260H207ZM107 259L110 262V260L113 259V256L107 257ZM117 259H119V258H117ZM240 260H241V258H240ZM255 260L256 259H251V260H248L246 262L244 261V263H242V264H258V261H255ZM25 262H27V260H25ZM84 264H88V260H85ZM91 264H95V263H91ZM109 264H111V263H109ZM116 264H118V263H116ZM120 264H125V262L120 263ZM129 264H132V263H129ZM199 264H201V263H199ZM262 264H264V262Z\"/></svg>","mask_w":264,"mask_h":264},{"label":"built area","instance_id":"3","mask_svg":"<svg viewBox=\"0 0 264 264\" xmlns=\"http://www.w3.org/2000/svg\"><path fill=\"white\" fill-rule=\"evenodd\" d=\"M121 145H123V148L126 147V142L124 141Z\"/></svg>","mask_w":264,"mask_h":264}]
</instances>
